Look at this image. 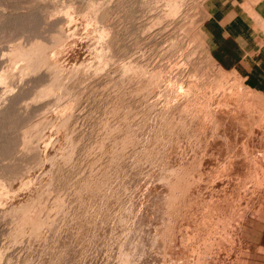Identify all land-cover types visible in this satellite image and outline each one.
I'll use <instances>...</instances> for the list:
<instances>
[{
	"label": "rangeland",
	"instance_id": "374dc122",
	"mask_svg": "<svg viewBox=\"0 0 264 264\" xmlns=\"http://www.w3.org/2000/svg\"><path fill=\"white\" fill-rule=\"evenodd\" d=\"M208 3L0 0V264H264V92L220 66Z\"/></svg>",
	"mask_w": 264,
	"mask_h": 264
},
{
	"label": "crops",
	"instance_id": "0c3cea01",
	"mask_svg": "<svg viewBox=\"0 0 264 264\" xmlns=\"http://www.w3.org/2000/svg\"><path fill=\"white\" fill-rule=\"evenodd\" d=\"M203 31L220 66L264 92V0H209Z\"/></svg>",
	"mask_w": 264,
	"mask_h": 264
},
{
	"label": "bare ground",
	"instance_id": "6f19581e",
	"mask_svg": "<svg viewBox=\"0 0 264 264\" xmlns=\"http://www.w3.org/2000/svg\"><path fill=\"white\" fill-rule=\"evenodd\" d=\"M171 7H172V6H171ZM173 8H174V7H173ZM177 8H178V7H177ZM173 12H174V11H173ZM175 14H176V13H175ZM60 38H62V37H58V39H60ZM62 39H63V38H62ZM67 39H68V38H67ZM75 41H76V40H75ZM55 42H57L56 44L54 43L56 46H54V47H53V46H52V47L50 46L51 48H49V49L51 50V52H50V54H49L50 58H48V59H50V60L53 62L52 65H51V67H61V66L64 65V64L61 65V60H62L61 57H62L63 52H64V50H65V47H64V45H65L64 43H65V42H64V40L62 41L61 39H60V40H57V41H55ZM66 42L68 43V41H66ZM69 42H70V41H69ZM36 43H37V42H36ZM71 43H73V42H71ZM63 44H64V45H63ZM32 45H33V44H32ZM39 45H40V43H39ZM69 45H70V44H69ZM66 46H68V45H66ZM68 47H69V46H68ZM66 48H67V47H66ZM70 48H71V45H70ZM70 48H69V49H70ZM42 49H43V48H41V50H42ZM72 49H73V47H72ZM18 50H19V49H18ZM30 50H31V49H30ZM41 50H40V51H41ZM43 50H44V49H43ZM46 50L48 51V49L45 48V52H44L45 55H47ZM50 50H49V51H50ZM67 50H68V48H67ZM16 51H17V50H16ZM19 52H20V51H19ZM29 52H30V51H29ZM16 53H18V52H16ZM30 53H31V52H30ZM40 53H41V52H40ZM42 53H43V51H42ZM42 53H41V54H42ZM72 53H75V50H74V49H73V52H72ZM23 54H24V53L22 52V57L24 56ZM15 55H16V54H15ZM17 55H19V54H17ZM20 56H21V54H20ZM20 56H19V57H20ZM34 56H35V55H34ZM64 56H65V55H64ZM25 57H28V56L26 55V56H24L23 58L25 59ZM43 58H44V57H43ZM46 58H47V57H46ZM14 59H15V58H14ZM19 59H20V58H19ZM104 59H105V58H104ZM27 60H28V59H27ZM27 60H26V61H27ZM29 60H31V58H30ZM50 60H49V61H50ZM44 61H45V60H44ZM51 61H50V62H51ZM63 61H64V60H63ZM29 62H30V61H29ZM32 63H33V62H32ZM32 63H31V64H32ZM43 63H44V62H43ZM31 64H29V65H31ZM34 64H35V63H34ZM50 64H51V63H50ZM26 66H27V65H26ZM36 66H37V65H36ZM28 67H29V66H28ZM33 67H34V65H33ZM34 68H35V67H34ZM130 69H131V68H130ZM56 70H57V68H56ZM53 74H54V73H53ZM53 76H54V75H53ZM54 81H55V80H54ZM54 81H53V82H54ZM48 84H49V83H48ZM49 85H54V84H49ZM58 86H59V85H58ZM49 87H51V86H49ZM52 87H53V86H52ZM47 88H48V86H47ZM53 88H54V87H53ZM55 88H56V87H55ZM188 88H189V87H188ZM43 90H44V88H43ZM46 90H47L48 92H50V89H46V88H45L44 91H46ZM53 91H54V89H53ZM51 92H52V89H51ZM51 94H52V93H51ZM51 94H49V95H51ZM40 95L42 96V94H40ZM43 96H47V95H43ZM189 97H190V96H189ZM184 98H185V97H184ZM186 99H187V98H186ZM185 101H186V100H185ZM187 101H188V99H187ZM187 101H186V102H187ZM221 102H222V101H221ZM263 103H264V102H263ZM245 104H246V103H245ZM216 105H217V104H216ZM250 105H251V104H249V106H250ZM246 106H248V105H246ZM180 107H181V106H180ZM216 107H217V106H216ZM250 107H251V106H250ZM177 108H178V107H177ZM184 108H185V107H184ZM217 108H218V107H217ZM262 108H263V106H262ZM62 109H63V108H61V110H62ZM65 109H66V108H65ZM65 109H64V110H65ZM179 109H180V108H179ZM61 110H60V111H61ZM229 110H230V109H229ZM242 110H243V109H242ZM197 111H198V110H197ZM223 111H224V110H223ZM244 111H245V110H244ZM258 112H259V111H258ZM178 113H179V112H178ZM164 116H165V115H164ZM196 117H197V116H196ZM171 118H172V117H171ZM167 124H168V123H167ZM161 125H162V124H161ZM260 125H261V124H260ZM250 132H251V131H250ZM260 132H261V131H260ZM27 133H28V132H27ZM172 133H173V132H172ZM25 134H26V133H25ZM246 147H247V146H246ZM260 150H261V149H260ZM261 151H262V150H261ZM246 154H247V153H246ZM249 154H250V153H249ZM260 154H261V153H260ZM250 155H251V154H250ZM246 156H247V155H246ZM248 156H249V155H248ZM249 157H250V156H249ZM262 157H263V156H262ZM250 158H251V157H250ZM248 159H249V158H248ZM250 160H251V159H250ZM252 163H253V162H252ZM252 163H251V164H252ZM249 168H250V167H249ZM252 168H253V166H252ZM178 169H179V168H178ZM231 169H232V171H233V168H232V167H231ZM175 170H176V169H175ZM175 170H174V171H175ZM251 170H252V169H251ZM217 171H218V170H217ZM220 171H221V170L219 169V172H220ZM177 172H178V171H177ZM183 172H184V171H183ZM184 173H185V172H184ZM251 174H253V173H251ZM223 175H224V174H223ZM239 175H240V174H239ZM173 176H174V175H173ZM242 176H243V175H242ZM246 176H247V175H246ZM251 176H252V175H251ZM183 177H184V176H183ZM178 178H179V177H178ZM244 178H245V177H244ZM179 179H180V178H179ZM181 179H182V178H181ZM239 180H240V179H239ZM247 180H249V179L247 178ZM180 181H181V180H180ZM240 181H241V180H240ZM242 181H243V180H242ZM250 181H251V179H250ZM175 182H176V180H175ZM183 182H184V181H183ZM246 183H248V182H246ZM253 183H255V182H253ZM241 184L244 185L243 182H242ZM258 184H259V183H258ZM176 185H178V183H177ZM176 185L173 183V187H174L175 189H176ZM193 185H194V184H193ZM185 186H186V185H185ZM245 186H246V185H245ZM251 186H252V185H251ZM171 187H172V186H171ZM173 187H172V188H173ZM181 187H183V186H181ZM243 187H244V186H243ZM259 187H260V186H259ZM263 187H264V186H263ZM170 189H171V188H170ZM175 189H173V190L175 191ZM183 189H184V188H183ZM183 189H182V190H183ZM187 189H188V188H187ZM258 189H259V188H258ZM258 189H257V190H258ZM262 189H264V188H262ZM174 191H173V192H174ZM260 191H261V190H260ZM175 192H176V191H175ZM175 192H174V193H175ZM188 192H189V191H188ZM178 193H179V192H178ZM184 193H185V192H184ZM263 193H264V192H262V193H260V194H263ZM171 194H172V193H170V195H171ZM167 195H168V194H167ZM225 195H226V194H225ZM256 195H257V194H256ZM171 196H173V195H171ZM178 196H179V195H178ZM200 196H201V195H200ZM247 196H248V195H247ZM260 196H263L262 198H263V201H264V195H260ZM173 197H174V196H173ZM176 197H177V196H176ZM253 197H254V196H253ZM170 198H171V197H170ZM174 198H175V197H174ZM203 198H204V197H203ZM216 198H217V197H216ZM257 198H258V197H257ZM168 199H169V198H168ZM168 199L165 200V201H167V202L169 203V206H172V205L170 204V202L172 201V204H173V203H174L173 200L175 201V199H177V198H175V199H171V200H170V199L168 200ZM207 199H208V198H207ZM212 199H214V198H212ZM212 199H211V200H212ZM218 199H219V198H218ZM259 199H261V197H260ZM214 200H215V199H214ZM251 200H252V199H251ZM169 201H170V202H169ZM254 201H255V200H254ZM256 201H258V200L256 199ZM260 201H261V200H260ZM209 202H210V201H209ZM211 202L213 203L212 206H214L215 209H217V207H219V205H220V204H218V205L215 204L214 201H211ZM223 202H224V201H223ZM247 202H248V201H247ZM247 202H246V203H247ZM207 203H208V201H207ZM254 203H255V202H254ZM263 203H264V202H263ZM29 204H30V203H29ZM221 204H222V202H221ZM251 204H252V202H251ZM165 205H166V204H165ZM224 205H225V204H224ZM229 205H231V204H229ZM252 205H253V204H252ZM256 205H257V207H258V204H256ZM167 206H168V204H167L165 207L167 208ZM203 206H204V205L202 204V207H203ZM249 206H250V204H249ZM249 206H248V207H249ZM253 206H254V205H253ZM16 207H17V206H16ZM180 207H181V206H180ZM206 207H207L206 210H207L208 212L211 211V209L213 208V207L211 208V204H210V205H209V204L206 205ZM262 207H263V205H262ZM168 208H169V207H168ZM220 208H221V207H220ZM249 208H250V207H249ZM25 209H26V207H24V210H23V211H25ZM203 209H204V208H203ZM209 209H210V210H209ZM215 209H214V210H215ZM221 209H222V208H221ZM223 209H224V208H223ZM223 209H222V210H223ZM256 209H257V208L254 207V208H251V210H247V211L245 210V212H243V213L241 214V216H239V217H237V218L235 219V220H237V222H236V224H235V231H234L235 233H234V235H233V237H232V239H233L234 242H235L234 247H235V245H237L236 241H239V243H240V241H241V236H240V234H242V231H244V228H245V226L247 225V222L250 220V218L256 217V216H257L256 213H259V212H256V211L258 210V209H257V210H256ZM260 209H261V207H260ZM18 210H19V209H16V211H18ZM182 210H183V208H182ZM186 210H187V209H186ZM214 210H213V211H214ZM217 210H219V208H218ZM217 210H216L215 212H217ZM239 210H240V209H239ZM243 210H244V209H243ZM243 210H242V211H243ZM27 211H29V210L26 209V212H27ZM31 211H32V210H31ZM179 211H180V210H179ZM201 211H202V210H201ZM258 211H259V210H258ZM261 211H262V210H261ZM21 212H22V211H21ZM26 212H25V213H26ZM199 212H200V210H199ZM215 212H214V213H215ZM219 212H220V211H219ZM23 213H24V212H23ZM188 213H189V212H188ZM204 213H205V212H204ZM204 213H202V215H203ZM209 213H210V212H209ZM209 213H208V215H209ZM212 213H213V212H211V214H212ZM214 213H213V214H214ZM217 213H218V212H217ZM222 213H223V212H222ZM30 214H31V213H30ZM205 214L207 215V213H205ZM205 214L203 215V217L205 216ZM234 214H235V213H234ZM236 214H237V213H236ZM208 215H207V216H208ZM215 215H216V214H215ZM215 215H214L213 217L216 218L217 223L220 222L222 219H225L224 216H222V215H220V214H218V216L216 215L217 217H216ZM210 216H212V215H210ZM225 216H226V215H225ZM231 216H232V215H231ZM26 217H30V215H29V216L27 215ZM176 217H177V216H176ZM190 217H191V216H190ZM201 217H202V216H201ZM201 217H199V219H200ZM203 217H202V218H203ZM205 217H206V216H205ZM232 217H234V215H233ZM232 217H231V218H232ZM207 218H208V217H207ZM207 218H205V219H207ZM210 218H211V217H210ZM210 218H209V219H210ZM194 219H195V218H194ZM203 219H204V218H203ZM212 219H213V218H212ZM232 219H233V218H232ZM232 219H231V220H232ZM188 220H189V219H188ZM190 220H191V219H190ZM196 220H198V218H197ZM196 220H195V221H196ZM201 220H202V219H201ZM201 220H200V223H201L200 225H202ZM216 220H215V221H216ZM225 220H226V219H225ZM233 221H234V220H233ZM190 222H191V221H190ZM198 222H199V221H198ZM213 222H214V221H213ZM213 222H212V223H213ZM225 222H227V221H225ZM192 223H193V222H192ZM195 223H196V222H195ZM195 223H194V224H195ZM203 223H204V222H203ZM217 223H215V224H217ZM222 223H223V222H222ZM228 223H229V222H228ZM213 224H214V223H213ZM215 224H214V225H215ZM232 224H233V223H232ZM191 225H193V224H191ZM205 225H206V224H204V226H205ZM211 225H212V224H211ZM211 225H209V226L211 227ZM188 226H189V225H188ZM193 226H194V225H193ZM196 226H197V225H196ZM204 226L202 225L201 227H204ZM222 226H224V225H222ZM225 226H226V225H225ZM210 227H209V228H210ZM216 227L219 228L218 226H216ZM169 228H171V227H169ZM189 228H190V227H189ZM191 228H192V227H191ZM194 228H195V227H194ZM194 228H192V229H194ZM197 228H198V226H197ZM204 228H205V227H204ZM204 228H203V230H204ZM209 228H208V229H209ZM220 228H221V227H220ZM225 228H226V227H225ZM228 228H229V227H228ZM195 229H196V228H195ZM205 229H207V228H205ZM208 229H207V230H208ZM221 229H222V228H221ZM162 230H163V229H162ZM188 230H189V229H188ZM188 230H187V231H188ZM214 230H217V231H218V229H213L211 232H217V231H214ZM228 230H229V229H228ZM228 230H227V231H228ZM231 230H232V229H231ZM198 231H199V230H198ZM204 231H205V230H204ZM219 231H220V230H219ZM219 231H218V233H219ZM225 231H226V230H225ZM225 231H223V232L226 233L227 231H226V232H225ZM229 231H230V230H229ZM163 232H164V231H162V233H160V234H163ZM170 232H171V230H170ZM196 232H197V229H196ZM199 232H203V231L200 230ZM209 232H210V229H209ZM211 232H210V233H211ZM194 233H195V232H194ZM194 233H191V230H190V232H189V234H194ZM204 233H205V232H204ZM164 234H165V233H164ZM189 234H188V236H190ZM207 234H208V233H207ZM215 234H216V233H215ZM172 235H173V234H172ZM200 235H201V234H199V236H200ZM209 235H210V234H209ZM209 235H208V237H211V236H212V235H211V236H209ZM213 235H214V234H213ZM222 235L224 236V234H222ZM225 235H227V234H225ZM229 235H230V232H229ZM231 235H232V234H231ZM195 236H196V235H195ZM203 236H204V235H203ZM227 236H228V235H227ZM186 237H187V235H186ZM200 237H202V236H200ZM206 237H207V236H206ZM212 237H213V236H212ZM216 237H217V236H216ZM216 237H215V238H216ZM190 238H191V237H190ZM193 238H195V237H192L191 239H193ZM204 238H205V236H204L202 239L204 240ZM222 238H223V237H222ZM198 239H201V238H198ZM208 239H209V238H208ZM213 239H214V237H213ZM224 239H225V238H224ZM132 240H133V239H132ZM161 240H162V239H161ZM196 240H197V239H195V241H196ZM206 240H207V239H206ZM210 240H212V238H211ZM214 240H215V239H214ZM217 240H219V239L217 238ZM217 240H216V241H217ZM225 240H226V239H225ZM186 241H187V240H186ZM189 241H190V240H189ZM192 241H193V240H192ZM231 241H232V240H231ZM132 242H133V241H132ZM162 242H163V241H162ZM197 242H198V241H197ZM203 242H204V241H203ZM219 242H220V241H219ZM226 242H227V241H226ZM232 242H233V241H232ZM188 243H189V242H188ZM200 243H201V242H200ZM212 243H213V242H212ZM245 243H246V242H245ZM189 244H190V243H189ZM194 244H195V243H194ZM194 244H191L192 248H194V247L197 245V243H196L195 246L193 247ZM198 244H199V243H198ZM215 244H216V243H215ZM220 244H221V242H220ZM243 244H244V243H243ZM165 245H166V244H165ZM213 245H214V244H213ZM216 245H217V244H216ZM238 245H239V244H238ZM238 245H237V247H238ZM241 245H242V244H241ZM197 246H198V245H197ZM197 246H196V247H197ZM211 246H212V245H211ZM214 246H215V245H214ZM246 246H247V245H246ZM212 247H213V246H212ZM198 248H199V246H198ZM198 248H197V249H198ZM245 248H247V247H245ZM203 249H204V248H203ZM217 249H218V248H217ZM217 249H216V250H217ZM235 249H236V248H235ZM189 250H190V249H189ZM193 250H194V249H192V251H193ZM195 250H196V249H195ZM233 250H234V249H233ZM192 251H191V252H192ZM124 252H125V251H124ZM238 252H239V251H238ZM196 253H198L197 250H196ZM125 255H127V254H125ZM199 255H200V254H199ZM199 257H200V256H199ZM127 258H128V257H127ZM194 258H195V257H194ZM197 258H198V257H197ZM197 258H196V259H197ZM198 259H199V258H198ZM198 259H197V260H198ZM200 259H201V258H200ZM200 259H199V260H200ZM199 260H198V261H199ZM202 260H203V258H202ZM189 261H190V260H189ZM198 261H197L195 264H198ZM200 262H201V260H200ZM193 263H194V262H193ZM204 263H205V262H203V264H204ZM176 264H177V263H176ZM199 264H200V263H199ZM206 264H207V263H206ZM216 264H217V263H216Z\"/></svg>",
	"mask_w": 264,
	"mask_h": 264
}]
</instances>
